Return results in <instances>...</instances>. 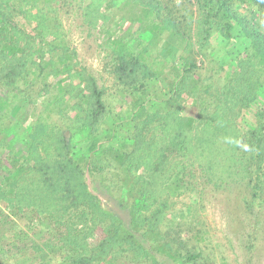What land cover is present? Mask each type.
Returning a JSON list of instances; mask_svg holds the SVG:
<instances>
[{
	"label": "trees",
	"instance_id": "obj_1",
	"mask_svg": "<svg viewBox=\"0 0 264 264\" xmlns=\"http://www.w3.org/2000/svg\"><path fill=\"white\" fill-rule=\"evenodd\" d=\"M77 2L82 23L102 36L113 87L131 111V142L98 156L74 154L75 132L94 135L110 112L126 114L112 110L70 49L62 10ZM235 26L242 47L221 64L213 35L230 41ZM154 78L167 89L148 83ZM263 89L264 0H0V201L47 216L67 264H201V248L187 239L191 209H176L166 185L176 171L184 182L199 171L217 187H250L241 199L261 216ZM158 91L161 104L149 108ZM21 100L42 103L44 113L29 117L27 145L14 131ZM256 102L243 130L238 118ZM0 251L8 264V250Z\"/></svg>",
	"mask_w": 264,
	"mask_h": 264
},
{
	"label": "rangeland",
	"instance_id": "obj_2",
	"mask_svg": "<svg viewBox=\"0 0 264 264\" xmlns=\"http://www.w3.org/2000/svg\"><path fill=\"white\" fill-rule=\"evenodd\" d=\"M191 1L193 2V0ZM73 6L69 7L68 13L62 10V23L70 49L77 50L79 66L90 72L96 78L97 83L105 88L107 101L112 110L120 109L126 114L117 117L113 113L115 110L110 112L105 116L101 129L94 135L90 134L87 129L75 132L73 136L74 154L76 156L81 154L98 156L108 146L120 147L123 143L131 142V111L123 100V95H120L119 92L116 93L113 87V77L110 74L108 59L102 52V49L104 51L106 49L100 44L102 36L88 28V24L82 23V16L76 10L82 6V3L79 2L78 5L77 2ZM257 19L263 22L262 12L257 15ZM233 33L236 38L230 41H226L217 32L213 35V46L221 64L222 61L227 64L230 59L227 51L230 56H233L242 47L243 38L241 36L243 34L240 27L235 26ZM73 82L77 83L78 80L75 79ZM153 82L158 81L155 78L148 80L149 84ZM158 83L164 90L167 89L162 80ZM262 93L264 95V89ZM163 97V93L158 91L157 98L151 99L153 105L150 104L148 107L157 108ZM18 103H21L18 115L20 118L14 131L17 137L25 139L27 145L29 142V117L35 118L38 113H41L42 103H37L34 108L23 100ZM258 103H253L252 108L238 118L239 126L243 130L251 127L254 123L252 111L256 109ZM185 111L191 113L193 109L187 107ZM42 114L44 115L43 111ZM24 116L28 117V121ZM54 118L61 122L56 115ZM59 121L56 123L60 124ZM91 173V168L85 172L86 183L90 188ZM196 175V178L184 182L181 181V173L176 171L171 174L166 188L177 201L176 209L181 207L186 209L190 207L191 209L194 223L193 229L187 234V239L188 243L201 248V264H264V211L260 213L261 216L253 218L245 208L246 201L241 199V195L249 196L250 187H239V189L231 186L217 187L211 182H207L199 171ZM99 198L103 206H112L109 199L107 200L101 195ZM249 225L251 229L255 225V229L251 230L257 233L254 238L248 235ZM55 232L57 233V230L52 225V221L47 216L39 214L31 206L23 211H17L7 207L2 200L0 201V248L8 250L6 254L4 253L8 264H46L47 262L49 264H67L62 257ZM194 232L199 234L200 238L194 237ZM46 244H52V247L45 248Z\"/></svg>",
	"mask_w": 264,
	"mask_h": 264
}]
</instances>
